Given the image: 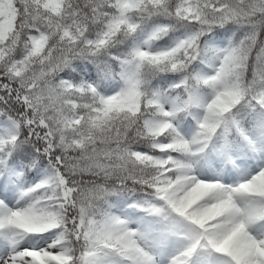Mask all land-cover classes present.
Wrapping results in <instances>:
<instances>
[{
	"label": "snow or ice",
	"instance_id": "obj_1",
	"mask_svg": "<svg viewBox=\"0 0 264 264\" xmlns=\"http://www.w3.org/2000/svg\"><path fill=\"white\" fill-rule=\"evenodd\" d=\"M0 264H264V0H0Z\"/></svg>",
	"mask_w": 264,
	"mask_h": 264
}]
</instances>
